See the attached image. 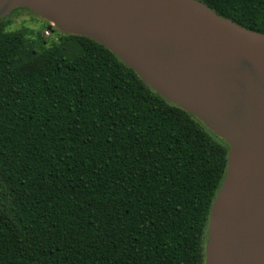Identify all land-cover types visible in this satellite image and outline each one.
<instances>
[{
    "label": "trees",
    "instance_id": "trees-1",
    "mask_svg": "<svg viewBox=\"0 0 264 264\" xmlns=\"http://www.w3.org/2000/svg\"><path fill=\"white\" fill-rule=\"evenodd\" d=\"M200 1L264 34V0ZM6 19L0 264H206L227 142L103 45Z\"/></svg>",
    "mask_w": 264,
    "mask_h": 264
},
{
    "label": "water",
    "instance_id": "water-1",
    "mask_svg": "<svg viewBox=\"0 0 264 264\" xmlns=\"http://www.w3.org/2000/svg\"><path fill=\"white\" fill-rule=\"evenodd\" d=\"M103 45L229 145L206 264H264V34L200 0H0Z\"/></svg>",
    "mask_w": 264,
    "mask_h": 264
},
{
    "label": "rangeland",
    "instance_id": "rangeland-1",
    "mask_svg": "<svg viewBox=\"0 0 264 264\" xmlns=\"http://www.w3.org/2000/svg\"><path fill=\"white\" fill-rule=\"evenodd\" d=\"M6 22L9 23L7 31H35L41 32L43 37L49 41V44L58 42L60 33L54 30V34L51 37H46L45 32L49 28L48 22L41 19L33 12L27 10H15L10 16L7 17Z\"/></svg>",
    "mask_w": 264,
    "mask_h": 264
},
{
    "label": "built area",
    "instance_id": "built-area-1",
    "mask_svg": "<svg viewBox=\"0 0 264 264\" xmlns=\"http://www.w3.org/2000/svg\"><path fill=\"white\" fill-rule=\"evenodd\" d=\"M52 25V24H51ZM56 28H55V26H51V27H49L47 30H46V32H45V35H46V37H51L53 34H54V30H55Z\"/></svg>",
    "mask_w": 264,
    "mask_h": 264
}]
</instances>
